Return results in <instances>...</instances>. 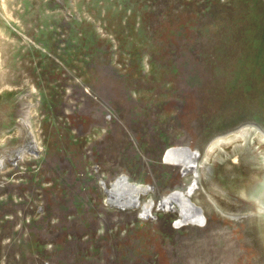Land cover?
Listing matches in <instances>:
<instances>
[{"label":"rangeland","instance_id":"374dc122","mask_svg":"<svg viewBox=\"0 0 264 264\" xmlns=\"http://www.w3.org/2000/svg\"><path fill=\"white\" fill-rule=\"evenodd\" d=\"M0 264H264V0H0Z\"/></svg>","mask_w":264,"mask_h":264},{"label":"bare ground","instance_id":"6f19581e","mask_svg":"<svg viewBox=\"0 0 264 264\" xmlns=\"http://www.w3.org/2000/svg\"><path fill=\"white\" fill-rule=\"evenodd\" d=\"M196 159L197 156L195 155L193 160L190 162V165H187L183 170V175H194V178L192 179L193 183L186 191L180 189L175 190L174 192L166 195L163 200L156 205H154L151 200L148 203H143L140 201L141 198L139 199V188L136 185L130 184L127 179L123 177L122 179H119L118 183L114 186L110 201L118 206L114 208L122 211H131L136 208L138 209L139 207L142 212L143 219H151V217L154 218L155 211L173 212L183 223L186 225L188 223L189 225L192 222L194 214L197 210L196 204L192 202V196L196 191V186L198 184L197 177L199 176H197L198 166Z\"/></svg>","mask_w":264,"mask_h":264},{"label":"water","instance_id":"95a60500","mask_svg":"<svg viewBox=\"0 0 264 264\" xmlns=\"http://www.w3.org/2000/svg\"><path fill=\"white\" fill-rule=\"evenodd\" d=\"M116 183H118V179L115 180L114 184H110V188H106V186H105L106 184L103 181H100V183L98 184L99 188L101 190V193L105 196V201L109 204V206H112V207H118L116 204H114L110 201V198L112 197V194H113L112 192L114 190V185Z\"/></svg>","mask_w":264,"mask_h":264}]
</instances>
